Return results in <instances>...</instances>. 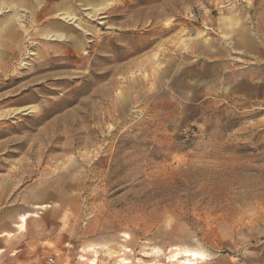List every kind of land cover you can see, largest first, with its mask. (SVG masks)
<instances>
[{"label": "rangeland", "instance_id": "obj_1", "mask_svg": "<svg viewBox=\"0 0 264 264\" xmlns=\"http://www.w3.org/2000/svg\"><path fill=\"white\" fill-rule=\"evenodd\" d=\"M36 8L21 49L0 38L4 223L28 213L44 264H264V103L207 81L224 26L260 22L264 0Z\"/></svg>", "mask_w": 264, "mask_h": 264}, {"label": "crops", "instance_id": "obj_2", "mask_svg": "<svg viewBox=\"0 0 264 264\" xmlns=\"http://www.w3.org/2000/svg\"><path fill=\"white\" fill-rule=\"evenodd\" d=\"M46 0H0V10L6 7H13L14 18L8 20L0 19V38L6 40L3 43L14 53L22 48L24 28L17 25V15L20 14V6H28L31 15L37 22L42 9H37L39 2ZM72 7V5L69 4ZM38 10V11H37ZM74 11L71 9L70 13ZM49 19L43 20L39 28L32 26L35 36L43 31L42 38L48 29ZM260 22L249 24L247 21L240 24L239 29L231 31L224 26L222 37L218 44H221L222 56L213 57L208 60V86L213 88L221 87L223 95L238 103H248L251 105L264 103V14L260 15ZM46 24V25H44ZM229 30V31H228ZM215 39V38H214ZM45 50H43L44 52ZM215 54H218L213 50ZM260 108V107H254ZM256 110V109H255ZM51 207L50 204L38 205L37 215L42 214ZM0 214V264H44L46 262V239L40 237L38 232L30 225L25 228L24 223L31 220L28 213L12 214L8 222L4 223ZM39 223L40 217L32 218ZM42 238V239H40Z\"/></svg>", "mask_w": 264, "mask_h": 264}, {"label": "bare ground", "instance_id": "obj_3", "mask_svg": "<svg viewBox=\"0 0 264 264\" xmlns=\"http://www.w3.org/2000/svg\"><path fill=\"white\" fill-rule=\"evenodd\" d=\"M189 256H191L192 258H195V259L203 258V253H200L197 251H192V252H189Z\"/></svg>", "mask_w": 264, "mask_h": 264}]
</instances>
